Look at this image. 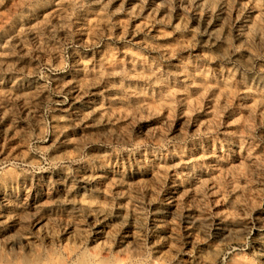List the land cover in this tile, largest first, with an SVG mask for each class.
Returning <instances> with one entry per match:
<instances>
[{
  "label": "rangeland",
  "instance_id": "374dc122",
  "mask_svg": "<svg viewBox=\"0 0 264 264\" xmlns=\"http://www.w3.org/2000/svg\"><path fill=\"white\" fill-rule=\"evenodd\" d=\"M152 9L64 7L7 47L0 264H264V0Z\"/></svg>",
  "mask_w": 264,
  "mask_h": 264
},
{
  "label": "bare ground",
  "instance_id": "6f19581e",
  "mask_svg": "<svg viewBox=\"0 0 264 264\" xmlns=\"http://www.w3.org/2000/svg\"><path fill=\"white\" fill-rule=\"evenodd\" d=\"M125 1V0H12V3L20 2V8L21 11L19 13H16L9 19H7L3 26L0 27V64L3 61V59L7 55V47L14 43V41L20 39V31H24L26 33L30 34H36L37 25L43 24L48 19H59L64 7H69L71 10L80 13L83 11V8L87 3H91L95 6L96 9H102L106 6H113L117 3ZM136 1V0H134ZM143 1V0H139ZM153 9L150 13V17L152 19L157 18L160 11H164L167 8H169V5H171L172 2H177L181 7H190L195 15H200L202 12H204L206 17L210 14L211 9L213 6H216L220 17H226L229 12L231 13V5L233 3V0H151ZM1 3V0H0ZM100 12V11H99ZM259 12V11H258ZM158 13V14H157ZM222 15V16H221ZM259 15L261 19L264 20V13L259 12ZM219 17H217L218 21ZM207 20V19H205ZM245 24L242 26V33L248 29L252 28V22L251 21H244ZM257 26V25H256ZM14 28L12 34H8V30ZM30 84L24 85L22 82H19L17 79H12L9 81V79L6 81L5 78H0V93L4 90L5 92H15L20 89H23V87H28ZM70 91H72L74 94L78 91L76 88H71ZM85 118L84 111H79L77 113L76 118L72 120H83ZM96 175H101L104 173V171L99 168L96 170ZM108 177L111 181L117 180L115 178V175L117 173H113L112 171H108ZM17 177L18 176H9L8 179L3 180L0 182V191H1V197L3 199L4 207L9 208L13 207L14 200L12 197H10V194L13 190V187L15 184H17ZM16 181V182H15ZM28 205H30L34 210H36L38 207H40L41 203L33 200ZM22 209H27V204L21 205ZM9 218L3 217L0 222V234L8 227ZM225 229H220V234L224 235L226 232H224Z\"/></svg>",
  "mask_w": 264,
  "mask_h": 264
}]
</instances>
